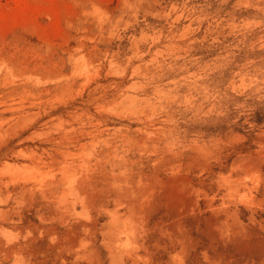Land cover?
<instances>
[{"label": "rangeland", "instance_id": "rangeland-1", "mask_svg": "<svg viewBox=\"0 0 264 264\" xmlns=\"http://www.w3.org/2000/svg\"><path fill=\"white\" fill-rule=\"evenodd\" d=\"M0 264H264V0H0Z\"/></svg>", "mask_w": 264, "mask_h": 264}]
</instances>
